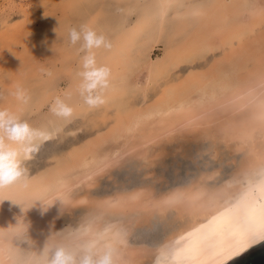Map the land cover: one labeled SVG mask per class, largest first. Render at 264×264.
<instances>
[{
	"label": "rangeland",
	"instance_id": "1",
	"mask_svg": "<svg viewBox=\"0 0 264 264\" xmlns=\"http://www.w3.org/2000/svg\"><path fill=\"white\" fill-rule=\"evenodd\" d=\"M160 9L162 0H0V110L52 135L23 161L24 180L60 197L53 213L30 207L36 237L98 236L94 249L114 250L116 264H165L160 252L196 215L159 202L199 185L216 196L264 161L261 121L247 130L218 108L192 116L264 72V0H172ZM81 26L111 44L92 50L110 70L96 107L80 95L86 52L69 37ZM57 97L71 117L52 112Z\"/></svg>",
	"mask_w": 264,
	"mask_h": 264
},
{
	"label": "bare ground",
	"instance_id": "2",
	"mask_svg": "<svg viewBox=\"0 0 264 264\" xmlns=\"http://www.w3.org/2000/svg\"><path fill=\"white\" fill-rule=\"evenodd\" d=\"M171 3L172 0H162L161 15L166 13L167 6H170ZM146 20L150 19L146 18ZM146 20H143V24H146ZM153 25L155 27V24ZM160 26L158 25V27ZM252 78L254 80H251L250 84L237 86L225 100L213 99L212 102H209L211 107L195 115L193 111L192 116L197 118L205 112L218 108L221 109L219 112L228 116L230 120H233L231 115L233 116L234 128L237 126L240 129H247L251 125L256 128L254 124L258 121L264 125V72L255 71ZM262 170H264V161H258L252 167L251 172H244L242 179H234L227 186L217 189L216 196L199 185V187L185 188L186 190L183 191L177 190L159 202V205L178 206L180 209L196 215L191 227H188L189 224H187L186 230L178 232L179 234L173 235L174 237L171 236L172 238L167 243L164 240L166 247L160 254L164 255L165 264H223L263 242L264 239L260 238L264 236ZM30 181L31 179H26L0 191V264H45L50 250L53 248H63L76 253H82L87 249L96 252H100L102 249L103 251L107 250L103 247L94 249V246L100 241L98 236H88L84 243H80L76 235L65 239V241L52 233L36 237L29 227L30 213L33 211H30V207L32 205L43 206V208L49 209V213H53L60 197L47 196L48 188L37 187V184L34 187V182ZM139 199L140 195L131 197L129 205L132 208L138 207ZM197 218H202L203 222L198 223ZM110 236L111 234H106L103 238L108 239ZM112 251L114 252V250ZM118 256L115 254V258Z\"/></svg>",
	"mask_w": 264,
	"mask_h": 264
},
{
	"label": "clouds",
	"instance_id": "3",
	"mask_svg": "<svg viewBox=\"0 0 264 264\" xmlns=\"http://www.w3.org/2000/svg\"><path fill=\"white\" fill-rule=\"evenodd\" d=\"M71 44L81 43L83 56V71L79 73L82 82L79 86L80 95L91 107L104 103L103 91L109 86L110 70L107 67L97 66L93 49L110 48L111 44L103 35H98L87 26L80 30H69ZM16 98L27 103L26 92L17 88L14 93ZM52 112L60 117L68 118L73 114V109L59 97L56 98ZM51 138V134L31 127L12 112L0 110V191L23 181L28 170L23 166V161L30 160L34 153L39 151L40 144ZM49 209L40 207L41 215ZM60 214V208H58ZM51 231V229H50ZM45 264H116L115 254L111 249L96 252L91 249L82 253L70 252L63 248H53Z\"/></svg>",
	"mask_w": 264,
	"mask_h": 264
},
{
	"label": "water",
	"instance_id": "4",
	"mask_svg": "<svg viewBox=\"0 0 264 264\" xmlns=\"http://www.w3.org/2000/svg\"><path fill=\"white\" fill-rule=\"evenodd\" d=\"M223 264H264V241Z\"/></svg>",
	"mask_w": 264,
	"mask_h": 264
},
{
	"label": "snow or ice",
	"instance_id": "5",
	"mask_svg": "<svg viewBox=\"0 0 264 264\" xmlns=\"http://www.w3.org/2000/svg\"><path fill=\"white\" fill-rule=\"evenodd\" d=\"M261 176H262V179H261V191L264 192V170L261 171ZM260 238L264 239V236H261Z\"/></svg>",
	"mask_w": 264,
	"mask_h": 264
}]
</instances>
